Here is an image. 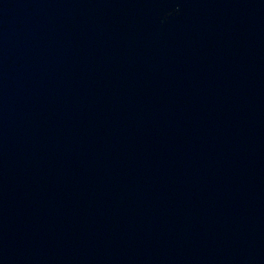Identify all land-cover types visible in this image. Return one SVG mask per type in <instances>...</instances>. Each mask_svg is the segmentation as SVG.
<instances>
[{
    "label": "water",
    "instance_id": "water-1",
    "mask_svg": "<svg viewBox=\"0 0 264 264\" xmlns=\"http://www.w3.org/2000/svg\"><path fill=\"white\" fill-rule=\"evenodd\" d=\"M0 264H264V0H0Z\"/></svg>",
    "mask_w": 264,
    "mask_h": 264
}]
</instances>
